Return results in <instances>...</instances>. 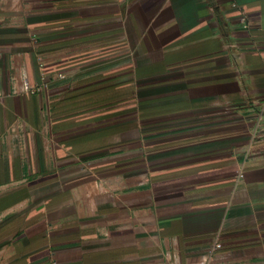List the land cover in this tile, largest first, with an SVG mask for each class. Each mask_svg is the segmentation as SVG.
<instances>
[{
  "label": "crops",
  "instance_id": "0c3cea01",
  "mask_svg": "<svg viewBox=\"0 0 264 264\" xmlns=\"http://www.w3.org/2000/svg\"><path fill=\"white\" fill-rule=\"evenodd\" d=\"M0 264H264V0H0Z\"/></svg>",
  "mask_w": 264,
  "mask_h": 264
},
{
  "label": "rangeland",
  "instance_id": "374dc122",
  "mask_svg": "<svg viewBox=\"0 0 264 264\" xmlns=\"http://www.w3.org/2000/svg\"><path fill=\"white\" fill-rule=\"evenodd\" d=\"M116 46H118V45H116ZM116 49L118 50V48L116 47ZM120 53H122V52H120ZM69 74V73H68ZM117 95V94H116ZM117 99H119V100H121V98H118V97H116V100ZM116 105H122V103H121V101L117 104V102H116ZM133 109V108H132Z\"/></svg>",
  "mask_w": 264,
  "mask_h": 264
},
{
  "label": "built area",
  "instance_id": "2783aa9c",
  "mask_svg": "<svg viewBox=\"0 0 264 264\" xmlns=\"http://www.w3.org/2000/svg\"><path fill=\"white\" fill-rule=\"evenodd\" d=\"M215 247H219V244L215 245Z\"/></svg>",
  "mask_w": 264,
  "mask_h": 264
}]
</instances>
